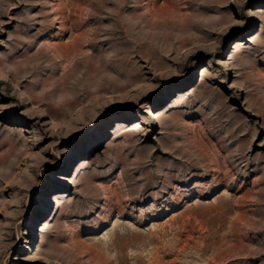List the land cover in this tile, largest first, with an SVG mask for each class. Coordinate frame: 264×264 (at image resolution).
I'll return each instance as SVG.
<instances>
[{
	"label": "rangeland",
	"instance_id": "374dc122",
	"mask_svg": "<svg viewBox=\"0 0 264 264\" xmlns=\"http://www.w3.org/2000/svg\"><path fill=\"white\" fill-rule=\"evenodd\" d=\"M0 264H264V0H0Z\"/></svg>",
	"mask_w": 264,
	"mask_h": 264
}]
</instances>
